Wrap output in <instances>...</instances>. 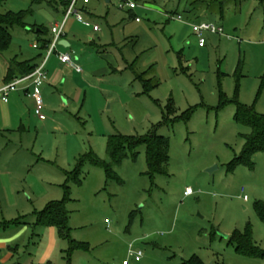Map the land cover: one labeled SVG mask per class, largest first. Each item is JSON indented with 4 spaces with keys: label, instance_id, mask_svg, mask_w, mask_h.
<instances>
[{
    "label": "rangeland",
    "instance_id": "1",
    "mask_svg": "<svg viewBox=\"0 0 264 264\" xmlns=\"http://www.w3.org/2000/svg\"><path fill=\"white\" fill-rule=\"evenodd\" d=\"M121 1L91 0L93 16L83 13L91 27L78 24L69 35L79 56L88 57V65L80 63L83 74L72 67L75 81L89 70L95 77L84 80L80 103L61 106L60 98L72 101L76 85H58L57 104L45 108L46 120L27 112L25 129L0 132V168L11 171L0 174V223L40 212L67 191L71 239L90 249L70 252V241L62 239L53 264H181L194 255L206 264H264L223 236L249 227L254 246L264 250V222L255 208L264 203V151L252 164L230 169L251 132L235 118L237 103L264 115V1L135 0L132 10L122 9ZM59 5L61 0H0V13L30 11L28 26L14 27L10 48L0 52V82L12 60L46 56L35 46L39 34L31 25L50 27ZM192 6L200 21L223 28L221 35L206 33L204 47L193 32ZM94 23L99 33L92 32ZM104 68L111 74L100 72ZM143 72L155 85L149 92L137 78ZM30 99L20 104L28 106ZM191 108L189 120L165 123ZM152 132L169 139L167 174H147L141 145L135 158L114 167L121 182L88 162L79 169L81 182H68L82 156L110 161V135ZM187 187L193 194L185 195ZM35 250L26 243L10 264L24 263ZM139 250L142 258L134 262L131 253Z\"/></svg>",
    "mask_w": 264,
    "mask_h": 264
},
{
    "label": "trees",
    "instance_id": "2",
    "mask_svg": "<svg viewBox=\"0 0 264 264\" xmlns=\"http://www.w3.org/2000/svg\"><path fill=\"white\" fill-rule=\"evenodd\" d=\"M264 1V0H262ZM61 5L66 8L68 2L61 0ZM30 11H20V12H7L0 13V52L7 51L12 44V32L14 27L26 28L28 23L26 22V17ZM40 30L37 48L48 49L52 37H47L49 29L44 25H32V30ZM51 31V27H50ZM52 32V31H51ZM46 34L45 37L40 35ZM37 64H35V59L18 61L16 59L10 62L8 73L5 79L6 83L11 82L14 78L18 76H24L32 73ZM146 72L138 73L137 78L143 83V87L146 92L154 88L155 85L151 84V79H145ZM224 103H222V106ZM238 110L236 113V120L248 125L251 128V132L245 136V146L241 156L237 157L230 164V169L237 163H247L252 164V158L258 152L264 151V115L254 112L253 109L237 103ZM170 112L174 113L173 107ZM194 109L191 108L188 112L176 117L175 119H165V123L173 122L174 120H189ZM163 124V122L161 123ZM146 146V158L148 171L147 174L153 178L157 174H167V165L169 163V153H170V142L165 136L157 134V132H152L147 136H124L122 134H112L108 137L107 142V153L109 155L110 161H105L98 158L95 154H89L82 156L78 162L77 168L73 172L67 173L68 182L70 179H75L79 183L78 179L79 169L84 163L88 162L93 166L103 168L106 172L108 180H117L121 182L120 177L115 171L114 167L120 165L124 159L129 155L135 158L138 155L137 149L141 146ZM66 189L68 185L66 184ZM69 199L68 193L66 191L65 197L59 201L50 202L47 207L38 213V224L55 226L62 238L68 239L70 241V249L72 252L75 249L89 250L90 246L86 242L76 241L71 239V232L69 226V213L66 209L67 200ZM256 212L259 218L264 222V203L256 204ZM23 222L21 219L0 223V228H6L10 226H18ZM232 243H234L237 249L244 251L247 255L258 257L264 259V250L259 249L254 246L252 242L251 231L247 227L244 231L235 230L229 238ZM181 264H206L199 256L194 255L189 260L183 261Z\"/></svg>",
    "mask_w": 264,
    "mask_h": 264
},
{
    "label": "crops",
    "instance_id": "3",
    "mask_svg": "<svg viewBox=\"0 0 264 264\" xmlns=\"http://www.w3.org/2000/svg\"><path fill=\"white\" fill-rule=\"evenodd\" d=\"M107 2H109V0H107ZM90 3H91V0L89 1L88 4H85V5L82 4L81 10H83L85 15L93 16L91 13V10L88 8ZM55 9L59 15L58 18L55 20V22H56V21H59L62 19L63 14H64V8L62 5H59L58 7H55ZM189 11L194 12V14L196 15V19L198 20V22H200L201 18H198L199 10L195 6H192V7H190ZM223 13H224V11L221 10L222 16H223ZM197 20H195L194 22H197ZM78 24L81 25L82 23L77 21V20L71 21L69 18V20L65 26V35L62 37L59 45L57 46V52L55 53L57 57L56 56L53 57V55H51L48 59L47 67H46L47 71H48V78L42 87V94H43L44 99L46 101L45 102L46 110H48V111L51 110L49 108V106L53 107L54 105L57 104V99H56L57 96L53 92V89L56 88V86L60 85V86H62L61 88L63 90H65L66 87H68L70 85H76L74 87V89L76 88L75 94H74V97H73L71 102H69L66 99H61V98L59 100L61 106L69 107V106H71L72 103L73 104L80 103V100L83 96L84 85L86 84L84 80L88 79V80H90V82H92L91 76H93V74L91 75V73H90L91 70H89L90 75H82V78H84L83 76H85V79L83 81L80 79L79 75H77V76L80 79V81L79 82L75 81L74 69L69 64L62 63L60 61L58 55H57L58 52L72 54L71 50H70V49H72L73 52L75 53V57L73 59L76 61V63L79 64L80 66H81L80 63L88 65L86 60H85L88 57L83 56L81 58V56H79V54L77 53V50L74 49V47L72 46L73 42L69 38L70 33L74 29H78V28H74V27H77ZM94 24H97V23H94ZM51 25H50V27H51ZM83 26L91 27V26H87V25H83ZM50 27H47L49 29L47 37H53V34L50 31ZM92 30H93L92 32L94 34L100 32V30L94 31L93 27H92ZM35 31L38 34L40 33L39 32L40 30H38V29ZM40 36L45 37L46 34L42 33V35H40ZM89 42L94 43L92 36L89 37ZM43 50L47 51V49H43ZM91 54H93V53H91ZM72 56H73V54H72ZM34 59H35V64L38 65V64H40L42 59H44V55L39 54V56L37 58H34ZM30 60H32V59H30ZM18 61H24V60H18ZM81 68H82V66H81ZM8 69H9V67H8ZM8 69H7V73H8ZM100 72L106 73V74H111V71L109 68H104ZM100 72H98V70H93V73H95V74H98ZM7 73H6L5 77L3 78V81L0 82V88L6 84L5 79H6ZM78 73L83 74V68H82V71L78 72ZM98 80H101V78L98 77ZM63 94H65V93H61L60 96H62ZM65 95H67V94H65ZM9 96L10 97H9L8 102H5L2 99V97H0V104H1V108H0V132H2V131H8V132L19 131L22 128L25 129V123H26L25 121H26V119L28 121V118H30L29 114L33 113V115H35L34 114V101H32V105H31L33 107V110H32L30 108L31 107L30 101L32 98L26 94V91L24 89L20 88L19 90L12 92ZM27 98L28 99L31 98L30 101L28 100L30 102V104L28 102V106L27 105L22 106L20 104V101L23 100L25 102V100ZM67 98H69V97L67 96ZM25 104H26V102H25ZM28 107L32 111L28 110L27 109ZM27 112L29 113L28 114L29 117L26 116ZM7 173L11 174V171L2 170V168H0V174L1 175L4 176V174L6 175ZM0 184H3V182L1 180H0ZM28 199H31V198L28 197ZM40 212H37V211L34 213L26 212L27 214L24 215L25 217H22V215H21V217L18 218V219H21V221L23 222L22 224H20L18 226L15 225V226L6 227L3 229L0 228V264H10L9 260L12 257H15V255L20 256V249H21V247L26 245V243H29V245L33 243V245L36 249L35 251H37V253L36 254L35 253L34 254L28 253V254H30L29 259L27 261H24V263L21 262L19 264H53L51 262V260L53 258V254L55 253V251L58 248L61 249L63 247L62 246V239H64V238H62L60 236L59 231L55 226H47V225H39L38 224V215H39L38 213H40ZM32 215H33V217H32ZM13 221H15V220H13ZM1 231H3L4 233H1ZM36 240L40 241L39 244H36V242H35ZM33 255H34V258H32Z\"/></svg>",
    "mask_w": 264,
    "mask_h": 264
},
{
    "label": "built area",
    "instance_id": "4",
    "mask_svg": "<svg viewBox=\"0 0 264 264\" xmlns=\"http://www.w3.org/2000/svg\"><path fill=\"white\" fill-rule=\"evenodd\" d=\"M68 2V5L66 8H64V14L61 20L54 22L51 25V31L53 34L52 40L49 44V47L47 49V54L44 57L43 61L38 64L35 68V70L27 75L24 76H18L14 78L11 82L6 83L4 86L0 88V97L5 102H8L9 95L12 92H15L17 90L24 89L26 91V94L31 97L34 101V114L40 119V120H46L47 115L45 112L46 104L45 99L42 94V87L47 81L48 78V71H47V62L51 55L57 52V46L60 43V40L65 35V26L73 15L77 21L84 23L87 26H90L91 24L84 20L83 11L79 8L80 4H88L90 0H65ZM121 8H129V9H135L137 7V2L135 0H122L121 1ZM180 20H182V16H178ZM138 20V19H137ZM193 32L198 37V43L200 47H204L207 43V38L205 37L206 33L211 34H223V28L220 25H217L212 22L207 21H200L195 22L192 24ZM94 31H99L100 27L98 24L93 25ZM36 46V45H35ZM60 61L62 63L69 64L71 67L75 68L76 71L81 72L82 68L79 64L76 63V61L73 59L72 54L70 53H57ZM193 193V189L191 187H187L185 194L191 195ZM245 199L248 197L245 196ZM142 251H132L131 257L134 262H139L142 258ZM123 264H130L128 260L124 261Z\"/></svg>",
    "mask_w": 264,
    "mask_h": 264
},
{
    "label": "water",
    "instance_id": "5",
    "mask_svg": "<svg viewBox=\"0 0 264 264\" xmlns=\"http://www.w3.org/2000/svg\"><path fill=\"white\" fill-rule=\"evenodd\" d=\"M215 168H216V167H211V168L208 169V171H209V172H212ZM223 236L226 237V238H229V235H228V234L223 235Z\"/></svg>",
    "mask_w": 264,
    "mask_h": 264
}]
</instances>
